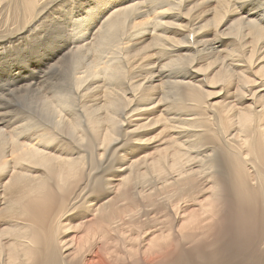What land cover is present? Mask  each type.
Listing matches in <instances>:
<instances>
[{
    "label": "bare ground",
    "instance_id": "1",
    "mask_svg": "<svg viewBox=\"0 0 264 264\" xmlns=\"http://www.w3.org/2000/svg\"><path fill=\"white\" fill-rule=\"evenodd\" d=\"M0 264H264V0H0Z\"/></svg>",
    "mask_w": 264,
    "mask_h": 264
}]
</instances>
